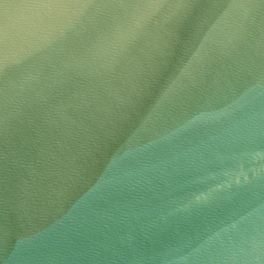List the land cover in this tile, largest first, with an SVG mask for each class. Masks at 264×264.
Returning <instances> with one entry per match:
<instances>
[{
	"label": "water",
	"instance_id": "95a60500",
	"mask_svg": "<svg viewBox=\"0 0 264 264\" xmlns=\"http://www.w3.org/2000/svg\"><path fill=\"white\" fill-rule=\"evenodd\" d=\"M0 264H264V0H0Z\"/></svg>",
	"mask_w": 264,
	"mask_h": 264
}]
</instances>
